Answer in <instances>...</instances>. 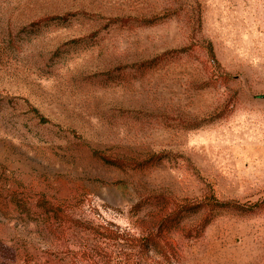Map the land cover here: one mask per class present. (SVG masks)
I'll return each mask as SVG.
<instances>
[{
    "label": "rangeland",
    "instance_id": "374dc122",
    "mask_svg": "<svg viewBox=\"0 0 264 264\" xmlns=\"http://www.w3.org/2000/svg\"><path fill=\"white\" fill-rule=\"evenodd\" d=\"M0 264H264V0H0Z\"/></svg>",
    "mask_w": 264,
    "mask_h": 264
},
{
    "label": "trees",
    "instance_id": "16d2710c",
    "mask_svg": "<svg viewBox=\"0 0 264 264\" xmlns=\"http://www.w3.org/2000/svg\"><path fill=\"white\" fill-rule=\"evenodd\" d=\"M35 112H37L35 109H33ZM42 119H44V117H41ZM101 160H103V162L107 163V164H111L114 166H118V167H122L121 164V160L120 159H114V158H110V157H106V156H100ZM37 206L42 208L44 211L52 213L53 215H56L57 212L60 210L59 207H56L54 205H52L51 203H49L48 201H46L43 198H39L37 200ZM221 206V205H220ZM188 208V207H185ZM184 209H177L173 215V217H169L168 222H176V220L179 219V217L181 216V212ZM166 221V220H165ZM164 220L162 221V225L164 227V224L167 226V221L165 222ZM161 225V227H162ZM161 231V228L159 229ZM139 241H141L142 245L144 246V248H146L147 250H154L157 251L159 248V236L157 233L155 232H149L147 234H145L144 236L142 235L140 238H138ZM158 252V251H157Z\"/></svg>",
    "mask_w": 264,
    "mask_h": 264
}]
</instances>
